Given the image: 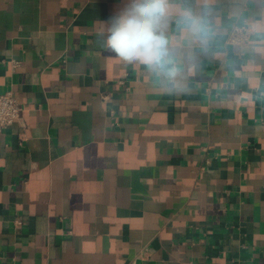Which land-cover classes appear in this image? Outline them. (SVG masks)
<instances>
[{"label": "crops", "instance_id": "1", "mask_svg": "<svg viewBox=\"0 0 264 264\" xmlns=\"http://www.w3.org/2000/svg\"><path fill=\"white\" fill-rule=\"evenodd\" d=\"M169 3L212 37L176 94L97 46L121 0H0V264H264V0Z\"/></svg>", "mask_w": 264, "mask_h": 264}, {"label": "clouds", "instance_id": "2", "mask_svg": "<svg viewBox=\"0 0 264 264\" xmlns=\"http://www.w3.org/2000/svg\"><path fill=\"white\" fill-rule=\"evenodd\" d=\"M175 23L187 47H176L169 37ZM97 46L124 65L137 64L170 94L186 90L188 68L198 67L200 53L191 47L199 42L206 50L212 37L203 20L190 10L170 5L169 0H121L106 20L93 22Z\"/></svg>", "mask_w": 264, "mask_h": 264}, {"label": "built area", "instance_id": "3", "mask_svg": "<svg viewBox=\"0 0 264 264\" xmlns=\"http://www.w3.org/2000/svg\"><path fill=\"white\" fill-rule=\"evenodd\" d=\"M252 34L253 30L248 20L233 22L223 40V45L233 48L235 53L240 54V49L249 43ZM13 64L17 65V62ZM21 110L20 103L11 91H0V132L20 118Z\"/></svg>", "mask_w": 264, "mask_h": 264}]
</instances>
